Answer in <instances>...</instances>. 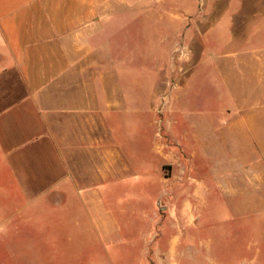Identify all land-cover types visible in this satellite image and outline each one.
Wrapping results in <instances>:
<instances>
[{
	"label": "rangeland",
	"instance_id": "rangeland-1",
	"mask_svg": "<svg viewBox=\"0 0 264 264\" xmlns=\"http://www.w3.org/2000/svg\"><path fill=\"white\" fill-rule=\"evenodd\" d=\"M223 1L232 7L233 0ZM238 2L241 7L246 0ZM239 11L237 24L246 21ZM173 13L144 11L139 25H129L121 42L113 39L102 60L112 81L125 86V107L113 112L111 127L129 169L104 206L120 223L117 229L92 233L79 215L85 206H61L54 195L28 202L0 155V264H141L145 257L149 264H264L263 163L257 152H237L225 122L233 119L237 102L262 101L264 92L245 89L247 80H236L232 59L225 57L237 46L231 10L222 21L218 12L213 26L191 28L179 26ZM200 133L207 136L205 145L194 147L189 139ZM191 154L192 175L215 176L224 165L233 167V177L223 186L190 185L185 167ZM146 216L152 220L146 230L151 225L160 234L155 251L143 257L147 241L129 234L135 225H125ZM58 217L66 222L63 229ZM174 237L175 258L169 257Z\"/></svg>",
	"mask_w": 264,
	"mask_h": 264
},
{
	"label": "crops",
	"instance_id": "crops-1",
	"mask_svg": "<svg viewBox=\"0 0 264 264\" xmlns=\"http://www.w3.org/2000/svg\"><path fill=\"white\" fill-rule=\"evenodd\" d=\"M237 1L231 7L223 0H0V155L26 200L54 195L61 206L80 203L86 208L79 212L83 222L99 236L119 226L104 206L129 169L111 127L113 112L125 107V86L120 79L113 82V71L101 65L113 39L121 42L124 30L137 27L146 10L175 12L173 21L188 28L213 26L218 12L222 21L231 10V40L237 46L225 57L232 59L236 80H247L245 89L264 92V0H246L241 7ZM236 10L246 12V21L237 24ZM232 114L225 122L235 149L257 152L264 169V95L262 101L237 102ZM206 137L186 135L194 147H203ZM192 155L185 167L190 185L223 186L233 177V167L224 165L215 168V176L192 175ZM261 179L264 185V170ZM151 221L146 216L125 225H135L129 234L147 241L143 257L155 251L160 234L151 225L146 230ZM57 224L66 226L60 217ZM177 245L174 237L169 257L175 258ZM143 261L149 264L148 258Z\"/></svg>",
	"mask_w": 264,
	"mask_h": 264
}]
</instances>
